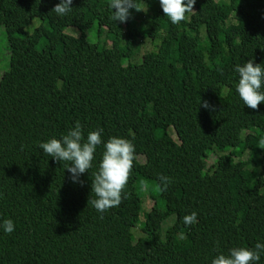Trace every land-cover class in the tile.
Listing matches in <instances>:
<instances>
[{
	"label": "trees",
	"instance_id": "obj_1",
	"mask_svg": "<svg viewBox=\"0 0 264 264\" xmlns=\"http://www.w3.org/2000/svg\"><path fill=\"white\" fill-rule=\"evenodd\" d=\"M57 3L0 0L10 54L0 80V223L15 229L0 228V264H212L264 243V103L243 104L234 70L248 60L264 67V0H196L176 25L159 0H136L125 23L111 19L110 0H73L65 16L52 11ZM96 24L107 34L89 40ZM70 27L81 36L65 35ZM147 41L154 49L126 64ZM76 121L85 138L103 129V142L135 146L126 196L103 213L88 204L103 143L82 184L39 147ZM161 174L172 180L166 191ZM145 199L154 205L141 219ZM192 212L197 223L185 225Z\"/></svg>",
	"mask_w": 264,
	"mask_h": 264
},
{
	"label": "clouds",
	"instance_id": "obj_2",
	"mask_svg": "<svg viewBox=\"0 0 264 264\" xmlns=\"http://www.w3.org/2000/svg\"><path fill=\"white\" fill-rule=\"evenodd\" d=\"M73 0H59L52 9L58 16H65L72 10ZM196 0H159L163 14L173 25L187 19V13H195ZM108 7L112 10L111 19L114 22H127L130 17V9L140 11L136 6V0H110ZM239 74L236 91L245 106L252 110H258L264 103V67L248 60L243 65H236L234 69ZM205 109L215 110V106L207 101L200 103ZM83 126L79 121L60 139L51 138L42 142L39 147L43 153L53 158L56 162H69L65 168L71 174L74 183H83L79 177L92 168L97 146L103 143L104 151L98 164V169L93 173L91 193L95 199L88 200L98 212L103 213L114 207H118L125 198V189L132 175L134 161L136 160L135 146L131 141L120 137H111L107 142L102 141L103 129L90 131L86 138L83 134ZM264 146V138L259 141ZM159 190L166 191L172 183L170 177L159 175ZM140 190L147 191L148 185L141 182ZM185 225L197 223V213L192 212L183 218ZM0 228L5 233L11 234L14 222L5 219L0 223ZM264 253V243H256L253 249L233 247L227 255L219 254L212 260V264H257Z\"/></svg>",
	"mask_w": 264,
	"mask_h": 264
},
{
	"label": "rangeland",
	"instance_id": "obj_3",
	"mask_svg": "<svg viewBox=\"0 0 264 264\" xmlns=\"http://www.w3.org/2000/svg\"><path fill=\"white\" fill-rule=\"evenodd\" d=\"M199 15L202 16L200 13H199ZM40 24H41V20L35 19L30 24V26L27 28V32L29 34H31L33 32V30L36 27H38ZM64 34L67 36L74 37V38H79L81 36L80 31L74 27L67 28L64 31ZM104 34H107L106 29H104V28L99 29L98 25L96 24L91 29L88 30L86 37L89 40H101L102 39L101 35L103 36ZM108 46H110L109 43H108ZM153 49H154V46L151 44L150 41L145 42L143 49L141 50L140 54H138V55L134 56L133 58H131L130 60H128L126 62V64H128V63H132V64L140 63L142 61L143 55L148 53L150 50H153ZM0 52H2L0 55V80H1V76L3 75L4 72H6L9 69V65H10V54H9V50L7 48L6 32H5V29H3V28H0ZM3 119H4V117L0 115V122H2ZM170 135L175 141H177V137L172 130L170 132ZM221 155H222V153H220L218 151L215 152L214 154H212L207 159V167L210 168L211 170H213L212 168H213L215 162L217 161L218 157ZM244 157H245L244 159H247V160L250 159L251 160L252 168H254L255 166L258 165V162L254 159H251L247 153L245 154ZM153 205H154V202L152 200H150V199L144 200V204H143V210L144 211L142 212L141 219L144 218L145 212L147 213V212L151 211ZM174 221H175L174 217L165 221L162 225L163 232H165L168 229V227L172 226ZM134 233L136 234L137 237L143 235L139 228L135 229Z\"/></svg>",
	"mask_w": 264,
	"mask_h": 264
}]
</instances>
